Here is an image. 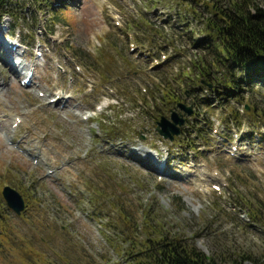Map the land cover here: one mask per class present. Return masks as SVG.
<instances>
[{"label":"rangeland","instance_id":"obj_1","mask_svg":"<svg viewBox=\"0 0 264 264\" xmlns=\"http://www.w3.org/2000/svg\"><path fill=\"white\" fill-rule=\"evenodd\" d=\"M208 1L28 0L4 14L0 42L15 54L0 48L12 132L11 144L0 137V264H136L158 237L226 261L264 254V88L243 91L242 104L209 92L223 68L193 46ZM168 89L193 110L173 142L155 130L177 112ZM26 132L48 166L19 149ZM4 187L21 197L19 215Z\"/></svg>","mask_w":264,"mask_h":264},{"label":"trees","instance_id":"obj_2","mask_svg":"<svg viewBox=\"0 0 264 264\" xmlns=\"http://www.w3.org/2000/svg\"><path fill=\"white\" fill-rule=\"evenodd\" d=\"M19 1L28 0H0V21L4 18V14L12 9L14 2ZM161 1H164L166 6L168 0ZM171 1L176 3V0ZM191 1L197 3L198 0ZM155 4L158 6L160 3ZM205 9L208 16L202 21L206 34L204 38L195 40L193 46L210 50V54L216 57L214 60L220 63L218 66L224 71V75H219L220 81L215 87L211 85L213 89L209 92L211 95L216 94L217 98L219 96L220 102L237 99L242 104L245 92H253L254 87L264 88V8L254 5L253 0H227L225 3L224 0H219L218 3L210 0L205 4ZM175 10L176 6L174 12ZM53 13H55L54 17H57V12L53 11ZM15 29L16 27H13V31ZM145 30L149 31L153 40L154 35L151 30L148 28ZM28 45L31 46L32 42ZM210 68L209 64L199 72V76L207 83L210 81ZM191 91L194 92L192 89ZM162 97L170 104L178 103L171 89L165 90ZM201 101H204L208 107L214 104L213 98H203ZM247 105L248 108L256 110L255 106ZM159 238L149 247L147 242L144 243L143 246L148 247L146 250L148 253L141 250L143 257L139 259L140 262L137 260L136 264H264V254L238 256L236 259L226 261L214 256H206L194 244L179 240L167 242Z\"/></svg>","mask_w":264,"mask_h":264},{"label":"bare ground","instance_id":"obj_3","mask_svg":"<svg viewBox=\"0 0 264 264\" xmlns=\"http://www.w3.org/2000/svg\"><path fill=\"white\" fill-rule=\"evenodd\" d=\"M2 47V49L3 50H5V51H7V52H9V54L10 55H14L15 54V50H14V48L12 47V46H10L9 47V44L8 43H3V42H0V48ZM7 62H6V64H7V67H9V69H7L8 71V73L11 75V76H13V77H16V75L18 74L17 73V71H16V69H14L15 67H12V66H10V62H8V58H7V60H6ZM2 66V65H1ZM3 67V66H2ZM3 69H4V67H3ZM23 79H25V77H23ZM31 83V82H30ZM32 83L31 84H29V85H27V86H23L24 88H30V87H32ZM1 86H6L4 83L1 85ZM1 88V87H0ZM4 89H0V95H2L4 92ZM56 105L57 106H60V105H62V100L59 98V100L56 102ZM61 111L62 112H64V111H66V108H61ZM35 112V110H33V111H31V113H30V115L32 114V113H34ZM13 113L14 114H16V115H19V113H17L15 110L13 111ZM36 113V114H35ZM34 114V119H35V117L36 116H38V115H40V113H38V112H35ZM65 113H67V112H65ZM30 115H28V116H26V117H24L22 120H20V121H18V120H15V119H13L12 121H13V123H12V125H15V127H19V125H22L23 127L26 125V122L29 120V117H30ZM8 118V116H6V114L5 115H3L2 117H0V124H1V126H0V137L1 138H3V140H4V142H6V144H11V142H12V140H11V138H10V133L12 134V132L11 131H9L7 128H6V126H4V122L6 121V120H8L9 118H10V116H9V118ZM28 118V119H27ZM2 119H4V121L2 120ZM11 119V118H10ZM9 119V120H10ZM8 120V121H9ZM90 120V119H89ZM35 121L38 123V120H36L35 119ZM43 123H44V121H42ZM12 127H14V126H12ZM27 133V137L25 138V139H23L21 142H20V144H19V149H21V150H24L27 154H28V156H35V159H36V161H38V159L39 160H41V162L45 165V166H48L47 165V160L45 159V157L43 156V152L42 151H40V149L38 148V147H34L33 146V142H32V138L30 137V135H28L29 133L28 132H26ZM68 147H69V145H68ZM50 148H56V150L58 151V152H61L62 151V148H61V146L59 145V144H57V145H55V146H50L48 149H50ZM36 152H37V155H36ZM70 159V158H69ZM69 159H67V157L66 158H64V159H62V162H63V164L65 163V162H69ZM38 164V163H37ZM64 170H67V168L65 167V168H63ZM163 171V170H162ZM55 173H56V171H55ZM49 175H51V174H48L47 176L49 177ZM52 177H54V176H52ZM204 182H206V181H204ZM55 185H56V183H54ZM61 190V192H63V190L64 189H60Z\"/></svg>","mask_w":264,"mask_h":264},{"label":"water","instance_id":"obj_4","mask_svg":"<svg viewBox=\"0 0 264 264\" xmlns=\"http://www.w3.org/2000/svg\"><path fill=\"white\" fill-rule=\"evenodd\" d=\"M177 107L183 112V115L189 117L192 114V108L185 105L178 104ZM183 115H178L173 112L170 120L161 118L156 124V132L165 140L173 141L174 137L179 136L180 127L184 125ZM2 197L6 202V206L16 215H19L24 210V203L21 197L9 187H4L2 190Z\"/></svg>","mask_w":264,"mask_h":264}]
</instances>
